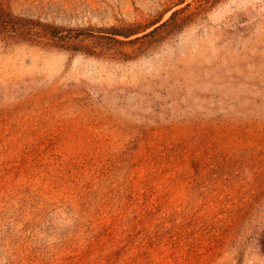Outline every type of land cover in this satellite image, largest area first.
<instances>
[{
  "label": "rangeland",
  "instance_id": "rangeland-1",
  "mask_svg": "<svg viewBox=\"0 0 264 264\" xmlns=\"http://www.w3.org/2000/svg\"><path fill=\"white\" fill-rule=\"evenodd\" d=\"M0 264H264V0H0Z\"/></svg>",
  "mask_w": 264,
  "mask_h": 264
}]
</instances>
